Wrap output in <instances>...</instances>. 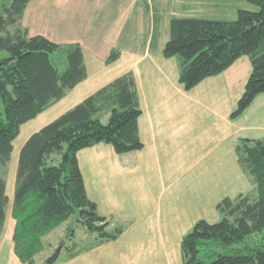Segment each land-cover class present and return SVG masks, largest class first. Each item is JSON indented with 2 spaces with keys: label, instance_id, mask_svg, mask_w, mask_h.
<instances>
[{
  "label": "crops",
  "instance_id": "1",
  "mask_svg": "<svg viewBox=\"0 0 264 264\" xmlns=\"http://www.w3.org/2000/svg\"><path fill=\"white\" fill-rule=\"evenodd\" d=\"M208 4L205 0L27 3L21 28L30 37L42 36L57 45H79L86 77L20 127L13 151L19 155L31 135L127 73L133 76L141 112L140 150L117 154L111 145L97 144L76 155L87 198L109 228H122L121 235L99 245L91 235L90 245L67 257L60 253L54 264H182L181 241L193 226L201 220L217 223L215 206L221 200L252 192L235 148L242 139L264 142V93L240 116L230 118L251 72L249 58L243 56L185 90L179 83L178 59L162 54L170 22L214 20L204 16L214 11ZM113 51L117 59L108 64ZM19 199L15 175L12 181L5 180L0 264L18 262L3 251V245L7 235L11 239Z\"/></svg>",
  "mask_w": 264,
  "mask_h": 264
},
{
  "label": "trees",
  "instance_id": "2",
  "mask_svg": "<svg viewBox=\"0 0 264 264\" xmlns=\"http://www.w3.org/2000/svg\"><path fill=\"white\" fill-rule=\"evenodd\" d=\"M29 1L0 0V220L3 173L20 127L86 77L79 45H57L42 36L30 37L21 28ZM248 2L256 10L240 9L231 21L173 19L162 51L165 58L178 59L179 83L185 90L248 57L251 72L231 119L264 93V0ZM117 56L111 52L106 63ZM140 114L134 79L127 73L30 136L16 168L20 201L11 242L20 264H35L42 238L72 216L95 236L96 245L121 235L122 228H109L87 198L76 155L97 144L111 145L117 154L140 150ZM235 153L253 191L221 200L215 207L221 216L217 223L201 220L193 226L181 241L182 264H264V247L246 243L264 231V142L239 140ZM73 230L68 229V236Z\"/></svg>",
  "mask_w": 264,
  "mask_h": 264
},
{
  "label": "rangeland",
  "instance_id": "3",
  "mask_svg": "<svg viewBox=\"0 0 264 264\" xmlns=\"http://www.w3.org/2000/svg\"><path fill=\"white\" fill-rule=\"evenodd\" d=\"M206 1L208 3H211V4H208L210 5L209 11H212V10L214 11L209 14L205 13L204 16L205 18H212L214 20L217 19V20L231 21L236 18V13L240 9L251 10V11L256 10V8L253 5H251L248 2V0H205V2ZM216 4H217V7H216ZM211 6H214V7H211ZM217 10H218V14L215 13ZM106 120L107 119L103 117L102 123L106 124ZM18 156H19L18 151L15 152V149H14V151L11 154L10 161L6 167V170H4V173H3L4 179L6 181H10V180L12 181L13 179H15ZM246 177L249 178L247 175ZM219 217L221 219L220 215ZM68 229H74L72 235L70 234L68 236L69 234ZM254 238L256 241L253 242V241H250V239H248L246 243L250 245L252 243H255L257 245L264 247V231L259 233L257 236H254ZM10 241L11 239L7 235V237L5 238V243H4L5 245H3V251H5L7 255H10L12 258H15L13 255V251L10 248V243L12 245V242ZM42 243H43V250L35 257L36 264H45V261L60 246L62 247V250L60 252L61 255H64L65 257H67L71 255L73 252L79 251L83 248H86V246L90 245L92 243V238L89 233H87L78 224H76L75 218L74 216H72L65 223L57 227L56 230L54 229L51 232V234L49 233L46 236H44L42 238Z\"/></svg>",
  "mask_w": 264,
  "mask_h": 264
},
{
  "label": "water",
  "instance_id": "4",
  "mask_svg": "<svg viewBox=\"0 0 264 264\" xmlns=\"http://www.w3.org/2000/svg\"><path fill=\"white\" fill-rule=\"evenodd\" d=\"M61 246L45 261V264H54L61 252Z\"/></svg>",
  "mask_w": 264,
  "mask_h": 264
}]
</instances>
